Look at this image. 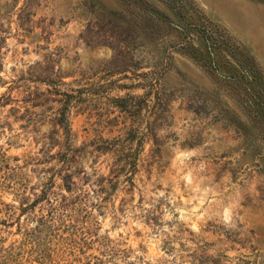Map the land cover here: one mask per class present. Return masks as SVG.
I'll return each instance as SVG.
<instances>
[{
	"label": "rangeland",
	"instance_id": "1",
	"mask_svg": "<svg viewBox=\"0 0 264 264\" xmlns=\"http://www.w3.org/2000/svg\"><path fill=\"white\" fill-rule=\"evenodd\" d=\"M259 89L264 0H0V264H264Z\"/></svg>",
	"mask_w": 264,
	"mask_h": 264
},
{
	"label": "trees",
	"instance_id": "2",
	"mask_svg": "<svg viewBox=\"0 0 264 264\" xmlns=\"http://www.w3.org/2000/svg\"><path fill=\"white\" fill-rule=\"evenodd\" d=\"M208 46L210 47L209 43H208ZM209 52H210V57L212 58V60H216L215 59V54H213V52L209 49ZM252 74V78H249V81L251 82L252 80H256L257 79V74L256 73H251ZM256 95L258 96V98L260 99L259 101V106L262 108H260V110L262 112H264V92L259 89L256 91ZM60 127L64 130V134L66 136H69L70 134V127H68V124L67 123H64V122H61L59 123ZM60 130H58L59 132ZM130 140V139H129ZM119 157H121V160H122V163H118L114 169H118L117 171H121V170H124L128 167H130L132 165V162L130 161L132 158V155L130 153L128 154H124V153H121L119 154ZM124 157V158H122ZM66 183H67V186L68 188H72L73 186L76 185V181H74V176H72V174H67L66 175Z\"/></svg>",
	"mask_w": 264,
	"mask_h": 264
}]
</instances>
